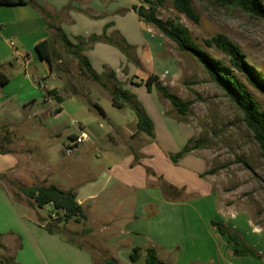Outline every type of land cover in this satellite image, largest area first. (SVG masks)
I'll list each match as a JSON object with an SVG mask.
<instances>
[{
	"label": "crops",
	"instance_id": "obj_1",
	"mask_svg": "<svg viewBox=\"0 0 264 264\" xmlns=\"http://www.w3.org/2000/svg\"><path fill=\"white\" fill-rule=\"evenodd\" d=\"M142 4L143 0H32L0 5V78H8L0 86L1 144H14L11 134L18 129L24 144L30 146L0 151V176L6 177L0 179V237L17 242L18 250L16 257H6L10 264H96L90 248L67 236L74 234L69 222L62 233L47 231L45 224L52 222L36 211L18 186H55L74 192L87 220L100 224L102 231L115 228L132 241V250L152 246L159 252L177 246L170 223L174 211L180 209L185 226L179 253L193 255L188 264H264L252 256H235L237 246L212 226V221L224 224L264 257V226L255 224L242 207L226 204L206 176V161L194 151L178 163L170 159L169 151H181L194 138V131L167 113L155 90L149 92L136 84L151 74L162 82L179 70L178 57L165 55L169 39L132 10ZM57 31L83 46L80 54L97 75H105V86L85 74L92 83L74 79V87L65 86L71 72L65 57L79 61L64 50ZM93 36L102 40L93 42ZM104 37L115 42L123 38L129 56ZM44 41L52 42V52L58 56L52 66L36 49ZM112 72L122 83L121 89ZM126 79L135 82L126 84ZM41 82L53 99H44ZM123 91L141 102L154 124V138L139 132L130 105L118 108L114 104L113 94ZM82 133L87 141L67 156L65 146ZM160 180L173 186L179 196L166 195ZM155 205L158 214L147 217L146 209ZM45 208L53 210L52 205ZM141 217L148 225L157 224L159 245L147 240V233L142 232L144 221L138 223ZM142 238L149 244H143ZM118 240L107 241V246L119 251ZM143 262L144 256L133 264Z\"/></svg>",
	"mask_w": 264,
	"mask_h": 264
},
{
	"label": "rangeland",
	"instance_id": "obj_2",
	"mask_svg": "<svg viewBox=\"0 0 264 264\" xmlns=\"http://www.w3.org/2000/svg\"><path fill=\"white\" fill-rule=\"evenodd\" d=\"M194 6L201 16L199 23L177 13L173 8L172 0H164L163 6L158 11V16L164 21L175 20L187 27L212 61L228 69L244 90L256 99L264 114V94L251 85L241 73L232 68L229 58L224 53L204 44L205 39L216 34L227 36L238 45L249 63L264 77V20L245 13L239 8H222L215 3V0H194ZM167 54L178 57L179 70L175 74L166 76L162 83L181 101L188 103L189 110L185 116H180L171 103L163 99L155 90L160 102L164 104L170 116L180 119L193 129V139L199 143L198 148L193 151L195 155L206 161L208 165L206 176L209 177L212 188L223 195L228 206L242 207L250 213L255 224L264 226V162L254 134L246 126L241 111L215 84L206 68L196 58L181 51L178 45L171 40L166 41L165 55ZM65 58L69 59L71 63V72H69V76H66L68 80L65 86L74 87V79L77 80V83L93 82L84 75L83 69L77 61L71 60L67 56ZM130 82L135 81L125 80L126 84H130ZM20 134L22 131L16 129L13 135L11 134L15 143L1 145V148L6 150H9L10 147L16 150L30 148L28 142L24 144ZM169 152L173 155L178 153L172 150ZM147 169L150 170L149 167ZM160 184L165 186L161 180ZM14 194L19 200L16 192ZM166 194L173 198L179 196L178 192L173 191L166 192ZM21 206L24 207L23 204ZM36 211L47 219L52 213L50 208H37ZM158 211L157 205L146 209L147 217L157 215ZM142 219L143 217L138 221L139 224L144 221ZM170 224L173 241L177 242V246L172 250H160L159 256L170 264H188L190 258H194L193 255L187 253L180 255L179 253V246L182 244L179 240L184 233L183 227L185 226L182 219L180 220V209L174 211ZM99 225L93 224L89 220L82 222L71 220L68 228L74 234L67 233V236L90 248L95 253L96 264H105L107 258H116L120 264H133L129 260L128 253L132 252L130 247L132 241L128 237H121L115 228L102 231ZM150 225L144 221L143 228L145 230L142 232L147 233V240L154 239L159 245L157 224L153 225L155 228ZM214 232L216 233L215 230ZM114 239H119V245H121L119 251L107 246V241L110 243ZM142 240L143 244H149L146 238H142ZM16 246L17 242L0 237V258L11 257L13 254L16 257L18 252L15 250ZM143 264L145 263L143 262Z\"/></svg>",
	"mask_w": 264,
	"mask_h": 264
},
{
	"label": "trees",
	"instance_id": "obj_3",
	"mask_svg": "<svg viewBox=\"0 0 264 264\" xmlns=\"http://www.w3.org/2000/svg\"><path fill=\"white\" fill-rule=\"evenodd\" d=\"M31 2L32 0H0V5H22ZM215 3L222 8H239L245 13L264 20V0H215ZM163 4L164 0H143L142 5L133 6L132 10L136 12L145 23L153 26L164 37L176 43L181 51L189 53L206 68L215 84L224 91L225 95L241 111L246 126L254 134V138L260 147L264 162V114L261 112L258 102L244 90L237 78L231 74L228 69L223 68L219 64L212 61L204 49L197 43L187 27L175 20L164 21L158 16V11ZM172 5L177 13L186 16L195 23L200 22L201 16L194 6V0H172ZM49 27H52V25H49ZM56 37L64 50L78 59L80 65L85 68L84 74L88 75L91 79L102 86H105L102 81L105 75H97L93 71L89 62L80 54L83 50V46L81 44L74 45L61 31L56 32ZM91 39L93 42L100 39L102 40V38L98 36H93ZM104 39L107 42L119 47L129 56V46L123 38H121V42H115L112 39H107L106 37H104ZM204 44L209 48L214 47L224 53L229 58L232 68L241 73L251 85L264 94V77L257 72L253 65L249 63L248 59L242 53L237 44L223 34H216L211 38L205 39ZM52 46L53 44L51 41H44L36 46L40 57L47 61L50 66H52L53 58L58 57L54 54V52H52ZM111 76L115 79L117 85L121 89L123 85L116 80V73L112 72ZM109 79L110 76H108L106 80ZM7 82L8 78H0V86L6 84ZM137 85H144L149 92L156 90L163 99L171 103L180 116H185L188 112L189 104L184 103L176 95L172 94L170 90L161 82L159 76L151 74L145 81H142ZM113 101L118 108H122L124 103L130 105L136 113L139 132L145 133L151 138H154V124L144 112L142 105L136 101V97L134 95L130 94L128 91H123L122 93L113 94ZM198 144L199 143L194 139L189 140L187 145L177 154L171 155L170 159L173 163H178L182 158L190 154L194 149L198 148ZM1 145L0 139V151ZM4 178H6L4 175L0 176V179ZM164 188L165 192H176V189L171 185H165ZM18 190L28 199L32 200L33 206L38 209H43L48 205H52L53 211L63 210L65 212L60 215L57 220H52L51 214L49 215V221L52 223L45 224V228L51 233H56L57 230H61L59 233L66 231L65 226L71 220H75L77 222L87 220L84 208L78 203L77 196L72 191H64L55 186H36L32 188L18 186ZM61 223L64 224L58 227V224ZM211 224L222 236H226L230 242L237 246L234 250L235 256H252L258 260L264 261L263 255L249 247L238 233L232 231L220 222L212 221ZM142 256H144L145 264H170L162 261L159 257L158 250L152 246L147 248H133L131 254L129 255V260L132 263H136L142 258ZM0 264H10V259L0 258ZM105 264L120 263L114 258H107L105 260Z\"/></svg>",
	"mask_w": 264,
	"mask_h": 264
},
{
	"label": "built area",
	"instance_id": "obj_4",
	"mask_svg": "<svg viewBox=\"0 0 264 264\" xmlns=\"http://www.w3.org/2000/svg\"><path fill=\"white\" fill-rule=\"evenodd\" d=\"M11 45H12V47H14V43H11ZM39 86L43 91H45V97H44L45 100L48 101V100H51L54 98L51 90L48 88V86L45 83L41 82V83H39ZM87 139L88 138H87V135L85 133H82L80 136L75 137L74 139H71L64 148L65 154L67 156H70L73 153H75V151H77V149H78V146L85 143L87 141ZM64 213L65 212L63 210H57V211L52 210L51 219L57 220L60 217V215H62Z\"/></svg>",
	"mask_w": 264,
	"mask_h": 264
}]
</instances>
